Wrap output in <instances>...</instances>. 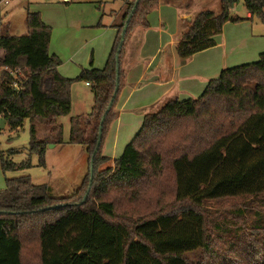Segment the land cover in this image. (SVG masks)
Instances as JSON below:
<instances>
[{
	"label": "trees",
	"instance_id": "1",
	"mask_svg": "<svg viewBox=\"0 0 264 264\" xmlns=\"http://www.w3.org/2000/svg\"><path fill=\"white\" fill-rule=\"evenodd\" d=\"M126 1L124 24L129 15L134 13L125 41L121 42L123 25L118 29L115 44L103 69H83L77 79H68L57 68L34 72L28 65V57L21 56L17 64L9 67L22 69L27 77L25 89L20 92L14 90L6 83L10 82L8 76H3L4 82L0 83V116L12 130L22 128L26 120L32 122L31 156L21 163L2 159L3 171L32 168L33 154L39 155L44 164L49 144H65L60 118L72 111V85L84 82L89 84L93 94L92 113L71 117L67 143L82 146L86 150L94 172L91 176L90 167L83 185L69 197L55 196L52 187L33 183L29 175L6 178L5 189L0 192V264H25L20 229L26 221H30L31 232L37 233L38 247L35 253L38 264H143L141 256L138 255L135 260L133 258L138 250L157 264H171L168 259L178 256L157 250L147 237L148 233L141 232L140 228L159 222L166 225L169 222L164 221H178L187 216L198 219L200 240L195 250L179 256L182 264H264V190L188 199L181 198V191L177 189L175 199L179 209L174 213L155 214L132 226L126 221L117 220L116 204L106 197L108 192L116 188L130 190L134 185H150L155 177L165 173L166 154L173 157L172 169L174 176L179 179L180 162H199L226 140L239 134L252 118H264L262 53L255 63L223 70L218 78L208 83L198 99H172L157 112L144 115L139 132L114 160L115 167L100 170L109 159L104 155V138L118 117L122 80L126 77L122 59L128 36L138 27L148 28V16L160 4L159 0ZM219 1L222 4L220 14L204 11L193 20L189 32L177 47L181 60L185 61L215 47L216 38L223 33L227 23L245 21L233 14L239 0ZM244 4L251 21L258 17L264 22V0H244ZM27 26L29 30L45 28L41 16L31 13L27 16ZM2 28L0 4V39L3 36ZM213 100L221 101L232 112L217 121H220V131L214 130L206 146L203 145L198 149L199 152L194 153L196 142L184 138L183 146L182 141L177 142L171 152L162 148L163 134L168 126L187 118L207 117L214 121L218 115L210 107ZM111 102V109L106 114ZM104 116L103 139L92 166V155L97 148L99 127ZM38 124L50 128L48 139L38 138ZM87 191L88 198L81 204ZM224 199L230 200L231 204L218 203L214 209L205 207L208 201L222 202ZM184 203H188V206ZM192 254H196L194 261L190 259Z\"/></svg>",
	"mask_w": 264,
	"mask_h": 264
},
{
	"label": "rangeland",
	"instance_id": "2",
	"mask_svg": "<svg viewBox=\"0 0 264 264\" xmlns=\"http://www.w3.org/2000/svg\"><path fill=\"white\" fill-rule=\"evenodd\" d=\"M124 5V0H72L68 3L63 0H9V4L2 5V32L4 34L5 28H8V34L20 38L28 29L26 21L28 10L40 13L44 23L52 30L49 52L51 56L55 54L61 62L58 72L65 78L77 79L83 69L93 68L91 62L97 68L101 62V54L95 48L96 57H90V53L85 55L84 46L96 30L84 28V25V27H79L72 22L92 21L99 23L98 26H100L111 22L113 11H121ZM245 11L247 9L244 0H239L233 14L243 17ZM250 24L256 34L264 35V22L260 18L255 17ZM13 44L19 45V41ZM107 58L102 63L103 68L108 61ZM2 67L3 65H0V71ZM126 79L127 77H124L122 80L123 86ZM71 97L73 103L71 113L60 118L65 144H49L46 147L44 164L41 163L39 155L33 154L31 157L33 167L28 170L5 173L2 169V159L21 163L31 156L32 122L26 120L22 128L12 130L6 120L0 116V192L5 189L6 178L28 175L31 176L33 183L52 187L57 197H69L83 185L91 167L90 156L82 146L67 142L70 137L71 117L90 115L94 98L91 88L84 82H75L72 85ZM212 103L210 107L218 115L214 121H210L207 117L187 118L168 126V130L163 134L162 148L171 152L177 142L182 141L183 146L184 138L196 142L193 146L194 153L199 152L198 149L203 145L206 146L214 130L220 131V121L218 123L217 121L232 112L219 100H213ZM162 106L147 114L157 112ZM142 123L139 114L133 118L127 116L119 118L118 114L104 138V155L109 159L100 170L115 167L114 160L134 139ZM49 133V127L37 125V135L40 140L48 139ZM113 147L116 148L115 151ZM168 156L169 154L164 155L165 173L155 177L150 185H134L130 190L116 188L107 193L106 197L116 204L117 220L126 221L132 226L152 218L155 214L174 213L179 209V204L175 199L177 189L181 191V198L188 199L263 191L264 118H252L239 134L226 140L199 162H180L178 164L179 179L174 176L172 169L173 157ZM211 201L205 203L206 208L214 209L218 203L227 206L231 204L230 200L226 199L222 202ZM184 204L188 206V203ZM165 222L169 223L166 225L160 222L152 223L141 227L140 231L148 233L147 237L155 244L157 250L161 249L163 252L175 253L178 256L176 259H168L171 264H182L179 256L195 250L199 245L198 219L194 216H187L178 221ZM31 227L30 221L21 224L24 262L25 264H38L39 260L35 253L38 247L37 233L33 234ZM138 255L141 256L143 264H157L139 250L134 253V260ZM195 256L196 254L190 255V259L196 260Z\"/></svg>",
	"mask_w": 264,
	"mask_h": 264
},
{
	"label": "crops",
	"instance_id": "3",
	"mask_svg": "<svg viewBox=\"0 0 264 264\" xmlns=\"http://www.w3.org/2000/svg\"><path fill=\"white\" fill-rule=\"evenodd\" d=\"M159 1L158 8L148 16L149 27H138L128 36L122 59V69L127 79L118 101L119 118H133L139 114L143 122L145 114L172 99H195L203 94L208 83L218 78L223 70L255 63L264 53V35L253 31L251 15L245 11L243 17L234 14L245 21L227 23L223 33L216 38L215 47L183 61L178 56L177 47L189 32L193 20L204 11L220 14L222 4L219 0ZM124 4L121 11H113L111 22L100 26L92 21L72 22L79 27L96 30L84 46L86 56L90 53V57H96L95 48L101 54L97 68L92 62L91 67L94 69H103L102 63L110 56L118 29L124 25L123 13L127 1L124 0ZM29 13L40 15L28 10L27 16ZM187 18H191V21ZM44 26L42 29H27L20 38L8 34V28H5L0 39V65L17 64L19 57L26 56L34 72L58 69L61 62L55 54L51 56L49 52L52 30L46 23ZM15 41H19V45H14Z\"/></svg>",
	"mask_w": 264,
	"mask_h": 264
},
{
	"label": "built area",
	"instance_id": "4",
	"mask_svg": "<svg viewBox=\"0 0 264 264\" xmlns=\"http://www.w3.org/2000/svg\"><path fill=\"white\" fill-rule=\"evenodd\" d=\"M64 2H71L72 0H63ZM1 5L9 4V0H1ZM7 75L10 82H6L14 90L20 92L25 89L27 77L21 68L11 69L8 65L2 67L0 71V83L4 82L3 76ZM89 86V84H87Z\"/></svg>",
	"mask_w": 264,
	"mask_h": 264
},
{
	"label": "water",
	"instance_id": "5",
	"mask_svg": "<svg viewBox=\"0 0 264 264\" xmlns=\"http://www.w3.org/2000/svg\"><path fill=\"white\" fill-rule=\"evenodd\" d=\"M138 5V2L137 4L135 5V8L137 7ZM133 13L134 11L129 15L126 23L124 24V28H123V31H122V34H121V42L123 43L125 41V38H126V35H127V32H128V27H129V23L131 22V19L133 17ZM189 21H191V18H187ZM119 56H117V61H118V65H119ZM118 91V88L116 89V92ZM111 106H112V102L110 104V106L108 107L107 111H106V114L109 113L110 109H111ZM105 116L103 117L102 121H101V124H100V127H99V137H98V143H97V148L95 149L93 155H92V166H93V161H94V158L96 157L97 153H98V150L101 146V143H102V139H103V127H104V123H105ZM93 172H94V169L93 167H91V176H93ZM88 195H89V191H87V193L85 194L81 204L85 203L87 198H88Z\"/></svg>",
	"mask_w": 264,
	"mask_h": 264
}]
</instances>
